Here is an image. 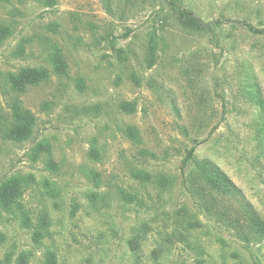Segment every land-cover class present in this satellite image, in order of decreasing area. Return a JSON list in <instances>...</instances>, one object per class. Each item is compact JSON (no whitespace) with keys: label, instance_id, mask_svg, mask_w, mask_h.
I'll list each match as a JSON object with an SVG mask.
<instances>
[{"label":"rangeland","instance_id":"374dc122","mask_svg":"<svg viewBox=\"0 0 264 264\" xmlns=\"http://www.w3.org/2000/svg\"><path fill=\"white\" fill-rule=\"evenodd\" d=\"M184 15L205 29L184 26ZM4 24L12 33L0 45V183L32 176L23 203L31 222L48 211L51 224L36 245L20 212L0 207V264H17L22 253L46 264L49 250L57 264H264V238L243 240L206 216L181 184L182 160L197 144L196 160L215 162L264 220V31H256L264 30V0H0ZM152 31L159 50L150 67ZM56 45L68 74L22 94L35 131L7 139L6 74L51 67ZM135 130L140 143L126 134ZM45 138L56 168L46 154L33 157ZM138 168L175 184L159 197L134 176ZM121 189L154 206L124 201ZM183 206L187 215L177 217ZM188 219L202 223L154 258L159 230L187 231ZM142 224L151 229L135 255L129 238Z\"/></svg>","mask_w":264,"mask_h":264},{"label":"trees","instance_id":"16d2710c","mask_svg":"<svg viewBox=\"0 0 264 264\" xmlns=\"http://www.w3.org/2000/svg\"><path fill=\"white\" fill-rule=\"evenodd\" d=\"M49 5L54 4V0H45ZM181 23L195 31L204 30V26L195 19L181 17ZM264 31V30H256ZM12 29L9 25H0V45L10 36ZM149 46L147 52L148 64L151 67L158 55L159 42L155 31L149 33ZM25 45L21 43L16 50L17 54L24 51ZM121 51V50H120ZM51 67L46 65L25 66L17 72H8L4 79V84L10 92V121L4 130V136L7 139L15 141H25L30 139L35 131L37 123L36 114L27 106L22 99V94L31 86H37L43 82H48L52 73L59 76L68 74V62L62 48L56 45L50 58ZM84 86L82 80L78 84ZM126 134L137 143L141 142V134L135 130L126 131ZM194 144L187 149L186 155L182 160V179L181 184L191 197L196 208L206 216H212L221 221L230 229L236 231L243 240L264 238V220L257 213L253 204L249 202L242 194L239 186L231 177L223 171L212 160H196ZM146 153V150H144ZM42 154L49 156L48 164L56 168L57 163L52 159V143L48 138L39 141L33 149V157H40ZM92 156L98 157L99 151L94 148ZM134 176L148 186L151 185L157 189L158 196L161 197L165 190H170L175 184L176 178L169 174L153 175L144 168H138L134 171ZM32 176L13 175L0 183V207L9 212H20L22 224L25 227L32 228V239L36 245H42L43 239L50 234L51 216L48 211H42L38 215L36 222H31L29 211L23 203V197L27 185ZM96 193H94L95 195ZM120 197L127 202H135L147 207H153L154 204H146V200L137 193L121 189ZM188 207L183 206L177 210L175 215L183 217L187 215ZM202 222L196 220L192 222L188 219V229L194 228L195 224ZM151 226L142 224L140 228L136 227L129 238V245L135 255L139 254L142 242L146 239ZM167 229V228H165ZM180 231L175 226L167 230H159L162 241L160 247L154 250V258L159 259L163 253V248L167 243H174L176 240H188L190 231ZM46 264H57L56 253L49 250L45 253ZM17 264H29V254L22 253L17 260Z\"/></svg>","mask_w":264,"mask_h":264}]
</instances>
